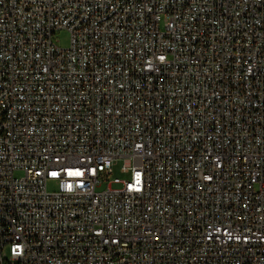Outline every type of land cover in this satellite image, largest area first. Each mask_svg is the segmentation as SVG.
Returning <instances> with one entry per match:
<instances>
[{"label": "built area", "instance_id": "obj_1", "mask_svg": "<svg viewBox=\"0 0 264 264\" xmlns=\"http://www.w3.org/2000/svg\"><path fill=\"white\" fill-rule=\"evenodd\" d=\"M0 264H264V0H0Z\"/></svg>", "mask_w": 264, "mask_h": 264}, {"label": "rangeland", "instance_id": "obj_2", "mask_svg": "<svg viewBox=\"0 0 264 264\" xmlns=\"http://www.w3.org/2000/svg\"><path fill=\"white\" fill-rule=\"evenodd\" d=\"M54 39L56 40V43L61 46V47H68L70 44V33L67 29L61 28L58 29L54 35ZM124 163V159L121 158L118 160V162L114 165L112 173L108 175L106 178L103 179V185L102 187H99L98 189H103L106 187V184L109 181H112L114 178L119 177V178H125L127 177V174L123 173L121 171V167ZM17 175H21L20 172L17 173ZM119 184H114L113 187H118ZM48 189L49 191H54L57 189V184L55 181H50L48 184Z\"/></svg>", "mask_w": 264, "mask_h": 264}]
</instances>
